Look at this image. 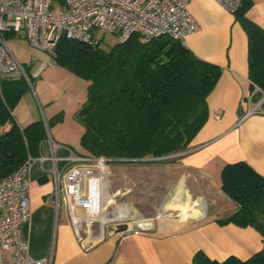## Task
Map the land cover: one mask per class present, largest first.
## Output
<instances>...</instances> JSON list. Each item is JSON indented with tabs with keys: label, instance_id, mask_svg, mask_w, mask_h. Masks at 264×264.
Instances as JSON below:
<instances>
[{
	"label": "crops",
	"instance_id": "crops-1",
	"mask_svg": "<svg viewBox=\"0 0 264 264\" xmlns=\"http://www.w3.org/2000/svg\"><path fill=\"white\" fill-rule=\"evenodd\" d=\"M246 1L244 16L264 31V0ZM188 10L199 29L185 39L184 47L198 59L221 69L216 86L206 99L207 120L187 151L177 154L175 162L145 168L146 179L129 183L145 187L146 199L157 193L165 197L167 206L170 197L172 203H178V211L181 210L179 206L186 204L194 207L197 215L182 219L180 211L179 220L174 221L161 215L162 211H170L167 207L160 211L153 207L149 212H142L137 205L146 203L148 206L145 198L146 202L138 199L144 191L132 194L127 189L129 202L126 205L140 215L119 219L123 223L118 225L130 227L126 221L132 222L131 225L150 223L148 229L134 232L128 228L119 232L117 225H113L106 231L104 226L94 224L98 229L95 235L92 227L80 235L65 211L62 217L61 210L57 213L51 192L52 176L42 173L41 165L36 163L30 170L34 186L29 204L32 217L21 230L32 258H45L50 264H192L197 251L222 262L231 256L246 260L264 247V237L254 228L222 226L217 222L237 210V205L223 194L219 185L223 166L244 162L264 177V92L254 86L248 76V36L235 20L236 14L220 8L214 0H189ZM7 44L13 55L30 69L36 62L42 64L47 60L46 54L27 42ZM35 97L38 101L36 94ZM41 98L37 103L39 113L28 93L17 104L13 115L19 126L41 119L38 116L41 112L42 120L47 123L42 104L46 106L50 100L44 91H41ZM80 101L81 97L74 102ZM252 110L256 112L249 114ZM49 113V116L55 115L53 109ZM216 113L219 119H215ZM51 138L61 144L58 132ZM107 206L104 203V215ZM153 211L160 214L154 217ZM188 211L191 212L190 208ZM10 254L7 251L4 256L8 258Z\"/></svg>",
	"mask_w": 264,
	"mask_h": 264
},
{
	"label": "trees",
	"instance_id": "trees-1",
	"mask_svg": "<svg viewBox=\"0 0 264 264\" xmlns=\"http://www.w3.org/2000/svg\"><path fill=\"white\" fill-rule=\"evenodd\" d=\"M247 5L244 0L235 20L248 36L250 82L264 92V31L244 16ZM104 40L101 37L92 48L69 40H59L54 47V65L88 82L87 99L78 114L81 155L154 162L187 151L207 120L206 99L221 75L220 67L164 36L146 42L133 34L108 48L102 46ZM27 91L24 79L0 82V180L29 157H38L47 137L42 119L21 127L14 118ZM220 172L221 190L237 210L217 222L251 227L264 237V177L244 162L226 164ZM191 261L264 264V247L246 260L231 256L219 262L197 251Z\"/></svg>",
	"mask_w": 264,
	"mask_h": 264
},
{
	"label": "built area",
	"instance_id": "built-area-1",
	"mask_svg": "<svg viewBox=\"0 0 264 264\" xmlns=\"http://www.w3.org/2000/svg\"><path fill=\"white\" fill-rule=\"evenodd\" d=\"M220 8L236 14L244 0H214ZM52 0H0V82L24 79L30 74L11 52L5 35L18 36L32 48L46 54L47 60L32 73L38 78L46 65H54V47L59 40L79 42L89 47L101 43L98 32L124 42L133 34L144 41L168 37L180 42L197 32L199 26L188 10L189 0H63L56 11ZM252 110L249 114L255 113ZM215 119H219L216 113ZM49 155L28 158L18 170L0 180V264H50L48 259L29 256V245L22 228L32 217L30 193L31 166L39 163L44 174L53 179L57 213L63 208L77 234L90 227L107 225L102 221L104 198L102 181L108 180L109 162L104 156H87L72 152L70 147L52 141L44 120ZM48 164L45 167V164ZM11 254L7 258L5 252Z\"/></svg>",
	"mask_w": 264,
	"mask_h": 264
},
{
	"label": "rangeland",
	"instance_id": "rangeland-1",
	"mask_svg": "<svg viewBox=\"0 0 264 264\" xmlns=\"http://www.w3.org/2000/svg\"><path fill=\"white\" fill-rule=\"evenodd\" d=\"M63 0H52V9L57 14L58 7L60 6V3ZM99 36L103 37L105 40L102 43V46L105 48H108L109 46L115 44L116 39L113 38V36L104 34L103 32H98ZM10 46L12 44H15V42H26L22 38L18 36H13L7 41ZM26 68H28V64H24ZM38 62L33 65L34 67L32 69H28V72L30 74V83H28L29 91L28 94L30 97L36 102L37 107V113L40 111V107L37 104L39 100L42 101L41 98V91H44L47 96L49 97V102L45 106L43 105V108L45 110V113L47 116L46 120L49 123V132L50 134L54 135V132H58V134L61 136L60 141L61 144L66 145L72 149L73 153L81 154L82 148L80 146V138L83 132V127L80 122L79 118V110L81 106L83 105L84 101L87 98V85L88 82L86 80L81 79V77H77L74 73L71 71H67L62 65H46V67L42 70L38 78H33L32 73L39 67ZM36 96H38L36 101ZM81 101L74 102L75 99L80 98ZM42 103V102H41ZM40 103V104H41ZM55 111V115L49 116V111L52 110ZM47 110V111H46ZM42 112L38 115L42 119ZM72 147V148H71ZM50 151L45 148V146L42 148V155H49ZM177 159V155L162 158V159H156L154 162H150V160L147 162H109V170H108V182L104 181L102 184V187L104 185L105 188L102 192V196L104 198V203L107 206L106 208V219L109 222H107V225L104 226L105 230H109V227H112L113 225H118L120 223H123V221H120L124 219L129 218H135L139 216L140 214L137 213L138 211L135 210L133 207L126 205V202L128 200V192H133L132 194H135L134 192L138 190V192H143V196L138 195L139 201L146 202L144 198L146 197V189L145 187H140L138 185L131 184L130 181H136L141 180L146 177V173L144 172L145 168H151L153 166H156L161 163H172L175 162ZM146 179V178H145ZM106 183H108L106 185ZM108 186V188H107ZM133 188L131 191H129V188ZM140 187V189L138 188ZM108 192H107V189ZM120 190V192H117V190ZM128 189V192H127ZM127 194V195H125ZM148 196V195H147ZM142 198V199H141ZM146 199V198H145ZM169 202L167 206H165V197L158 196L157 193L153 194V198L148 197L147 204L142 203L138 204V208L141 209L142 212H149V210H152L153 207L157 208V211H160L163 209V207L166 209V207L170 211H162L161 215L164 216V218H168L170 220H179V215L181 211V218L186 219L189 216H196L197 213L194 210V207H189L188 205H181L179 206L181 208L180 211H178V203L170 201V197L168 198ZM175 199V198H174ZM177 199H175L176 201ZM174 201V200H173ZM126 205V206H125ZM153 205V206H152ZM152 206V207H151ZM187 208V209H186ZM190 208V211L189 210ZM118 210V211H117ZM65 210L61 209V217L64 215ZM154 212V211H153ZM155 216L157 217L160 212H154ZM153 215V214H152ZM104 216V214H103ZM125 223H129L131 225L132 222L126 221ZM96 225H93L92 234L95 235L98 231L96 228Z\"/></svg>",
	"mask_w": 264,
	"mask_h": 264
},
{
	"label": "water",
	"instance_id": "water-1",
	"mask_svg": "<svg viewBox=\"0 0 264 264\" xmlns=\"http://www.w3.org/2000/svg\"><path fill=\"white\" fill-rule=\"evenodd\" d=\"M116 227H118L117 229L119 230V232H124L126 231L128 228L131 231L134 232H139V231H144L146 229H148L150 227V223H143V222H135L132 225H130V227L123 225H117ZM115 227V229H116Z\"/></svg>",
	"mask_w": 264,
	"mask_h": 264
},
{
	"label": "bare ground",
	"instance_id": "bare-ground-1",
	"mask_svg": "<svg viewBox=\"0 0 264 264\" xmlns=\"http://www.w3.org/2000/svg\"><path fill=\"white\" fill-rule=\"evenodd\" d=\"M103 182H104V181H102V184H103ZM103 188H105L104 185H103V187L101 188L102 192L104 191ZM104 192H105V191H104ZM102 195H103V194H102ZM101 218H102V221H104V218L106 219V215L102 216ZM119 219H121V218H119Z\"/></svg>",
	"mask_w": 264,
	"mask_h": 264
}]
</instances>
